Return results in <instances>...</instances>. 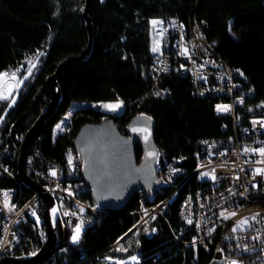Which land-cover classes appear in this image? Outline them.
Here are the masks:
<instances>
[{"label": "trees", "instance_id": "16d2710c", "mask_svg": "<svg viewBox=\"0 0 264 264\" xmlns=\"http://www.w3.org/2000/svg\"><path fill=\"white\" fill-rule=\"evenodd\" d=\"M84 1L45 0L43 26H24L20 30V39L34 45L30 52H41L42 58L38 74L25 82L15 107L7 113L12 135L19 132L25 136L48 104L50 95L45 88V79L61 63L78 57L85 49L87 32L80 10ZM89 17L93 30L92 50L58 74L62 99L35 137L39 138L42 156L48 161L62 160L64 151L74 147L75 136L85 123L111 119L120 133L128 136V123L141 113L151 117L154 123L158 153L167 158L183 157L182 166L187 171L194 167L198 140L217 139L229 133L228 129H222L224 123L229 124V119L214 114L216 100L194 95L188 77L175 73L163 76L159 85L170 95H153L148 73L154 55L149 23L152 19H160L166 24L170 18L178 17L187 27L192 20L202 21V33L207 41L217 42L216 53L229 65L240 69L246 75L247 84L255 89L248 105L264 102V0H90ZM229 27L237 38L231 35ZM22 55L21 52L18 57L21 59ZM117 98L124 104L121 115L84 107L72 113L65 131L54 134L55 125L73 103L116 101ZM260 107L255 114H262L264 105ZM3 112L4 107L0 108V116ZM135 155L140 162L142 149L139 146L135 148ZM201 185L195 175L191 176L179 188L165 220L156 218L129 232L136 221L131 214L139 208L140 195L146 200L150 194L140 188L120 211L106 210L98 225L84 230L79 244H71V233H68V240L63 245L36 264H104V257L116 256L118 237H123L120 243L128 248L129 255L137 254L141 264H212L215 253H219L217 249L226 246L224 238L230 225L215 232L207 249L198 247L181 251L182 245L176 244L174 238L187 241L192 235V229L180 221L178 207L186 194ZM14 186L19 189L14 201H20V191H24L23 202L31 195L9 178L0 177V188ZM257 200L262 201L264 207V197H257ZM63 225L60 221L57 223L60 239ZM145 228L149 229L148 233L144 232ZM151 229L156 231L151 232ZM245 261L246 264H261L264 259L252 256Z\"/></svg>", "mask_w": 264, "mask_h": 264}, {"label": "built area", "instance_id": "2783aa9c", "mask_svg": "<svg viewBox=\"0 0 264 264\" xmlns=\"http://www.w3.org/2000/svg\"><path fill=\"white\" fill-rule=\"evenodd\" d=\"M173 22L175 27L172 26ZM181 25L177 24L176 17L170 18L166 23V31L159 44L160 50L154 52L148 68L151 89L153 92H159V96L166 97L170 93L159 85V80L163 76L175 73L188 77L194 95L216 100L214 114L229 119V124L224 123L222 126V129H228L229 133L217 139L198 140L194 153L195 163L191 171H187L182 166L181 158H163V153H160L155 163V190L148 194L146 200L149 204L146 203L143 195H140L139 208L135 214H131L136 217L134 225L137 228L146 224L153 216L165 220L179 188L187 179L195 175L202 183L201 187L186 194L178 207L180 221L193 231L187 241H180L174 237L176 244L182 245L181 251L188 248L196 250L198 247L206 249L210 237L208 233L210 230L212 233L213 225L216 221H225V227L230 225L231 228L224 238L226 246L219 248L223 250L219 251L220 264H225L228 259H237L239 264H246L245 258L252 256L264 259V214L255 216V219L252 218L253 216L246 217L247 225L238 224V221L245 218L226 220L220 215L221 211H224V214L229 216L232 208L263 206L262 201L257 200V197H264V176L257 175L255 170L264 168V163H258L264 160V157L256 152L246 153L244 148L264 147V127L260 125L253 127L251 123L253 119L264 118V110L262 114H255L254 111H260L261 107L248 105L249 100L254 97L255 89L247 84L246 75L241 70L237 72V68L225 63L224 57L214 54L216 45L208 42L205 33H202V21H195V38H192V41L181 39L183 37ZM181 46L189 50V55L180 54ZM206 61L215 63H206ZM201 64H204L203 68L199 67ZM181 65L184 67L181 68ZM241 72L243 75L240 74ZM26 81L27 79H24L17 89L18 93ZM241 98L243 103L239 102ZM16 101L17 98L13 101L14 107ZM217 104H229L232 107L228 112H218L215 108ZM7 113V111L3 112L1 115L3 120L0 121V177H7L15 183L18 179L19 146L24 135L17 132L14 138H6L7 125H12ZM11 141H18V148H11ZM205 141L207 143H204ZM69 155L72 156L73 161L71 166L68 164ZM8 158H15V166H8ZM83 168L84 159L78 151L69 152L68 147L61 161L51 162L41 157L39 138L33 139L27 149L24 169L30 178L42 186V191L37 192L33 189L28 191L31 195L23 202L24 191H20V201H13V191L18 189L15 186L0 188V191H8L9 203L15 205L11 211H8L3 205L4 198L0 195V245H3L0 247V261L8 256L28 255L44 244L47 231L44 223L43 194L53 195L58 205L60 222L71 220L74 224L77 217H65L63 212L76 211L80 215L77 207L79 204L85 209L80 215L85 221L84 230L98 225L97 216L102 215V207L94 201L85 200V192L90 190V187L82 177ZM172 168L178 171L172 172ZM50 169L57 171L55 177L50 174ZM213 171L217 177L215 181L211 178ZM201 173H209V175L202 177ZM68 188L74 193L72 197L64 191ZM33 211L40 217L38 226H36V217L31 215ZM189 219L192 221L191 224L187 222ZM64 224L68 233H71V226ZM234 227L235 232H233ZM41 232L44 234L43 237ZM245 245L248 251H243ZM167 251L169 252L170 249Z\"/></svg>", "mask_w": 264, "mask_h": 264}, {"label": "water", "instance_id": "95a60500", "mask_svg": "<svg viewBox=\"0 0 264 264\" xmlns=\"http://www.w3.org/2000/svg\"><path fill=\"white\" fill-rule=\"evenodd\" d=\"M89 5L90 0H85L82 11L87 32L86 47L78 57L64 61L45 79V88L50 95L48 104L26 131L19 146L17 177L23 185L37 192L42 191V186L30 178L24 169L27 149L62 99L58 74L65 66L88 56L92 50L93 30L89 17ZM147 117L146 115L134 117L127 125L128 136L121 134L111 119H105L100 123H85L75 136L73 146L84 159L82 177L90 187L92 200L104 210L120 211L140 188L148 193L155 190V163L158 156L149 157L147 153L153 149L158 152V149L154 142V123ZM140 126H147L151 132L147 142L143 139V133H134L131 130L133 127ZM136 146L142 149L140 162L135 155ZM42 197L45 203L44 223L47 231L44 244L35 256H8L2 259L0 264H36L68 240V230L64 225L62 238L60 239L57 234V223L60 221L59 210L55 218L56 226L53 227L50 209L53 206L58 207L53 195L43 194ZM217 257L216 254L212 264H220Z\"/></svg>", "mask_w": 264, "mask_h": 264}, {"label": "rangeland", "instance_id": "374dc122", "mask_svg": "<svg viewBox=\"0 0 264 264\" xmlns=\"http://www.w3.org/2000/svg\"><path fill=\"white\" fill-rule=\"evenodd\" d=\"M44 3L45 0H0V72L7 71L11 73L15 71L17 68H19V72L17 73V76L18 78L23 79L24 81V77L27 76V68L29 66V59H30L33 63H36V67L33 69L32 75L28 76L27 80H31L38 73L37 69L39 68L41 63L42 53L39 52L41 53V55H39L37 62L36 53L32 54V52H30V50L34 48V45L32 43L24 42L20 39V30L24 26H31L34 28H39L43 26L42 14H43ZM195 21L197 20L195 19L188 23L190 25L192 22L194 23ZM165 26L166 24L163 22V24L158 27L165 29ZM231 35L234 38H237V36L232 32ZM161 38L162 37L157 34V29H154L153 26L150 24L151 49L157 42H159L160 44ZM21 52L23 54L22 55L23 57L20 59L18 56ZM5 83L6 81L0 80V91L4 89ZM17 93H18L17 89L12 93L14 100L16 98L18 99ZM106 102H115V101L73 103L69 111L57 123L60 124L61 127L57 128L56 127L57 124L55 125L54 134L56 135L58 133L65 131L70 122L72 113L84 107H91L93 109H97L107 114L121 115V113L124 110V104H122L117 111L109 112L100 106L102 103H106ZM9 104H11L12 106L9 107L8 106ZM93 105L96 106L94 107ZM2 107H4V112L6 111L8 112L11 108L14 107L13 99L10 98L7 100H0V108ZM68 113H71V115L70 116L67 115ZM66 116L67 119H65ZM253 209L254 208H250V207L244 210L240 209L238 211L240 213L238 217L247 216L253 213L254 212ZM153 220L154 219H151V221ZM128 256H129L128 252H117L116 256L113 257L114 258L113 260H105L104 259L105 257L102 260L103 262H105L104 264H114L115 259H124L127 261V264H140L139 257H138V262H133L127 260ZM261 264H264V262H262Z\"/></svg>", "mask_w": 264, "mask_h": 264}, {"label": "snow or ice", "instance_id": "6c2138e0", "mask_svg": "<svg viewBox=\"0 0 264 264\" xmlns=\"http://www.w3.org/2000/svg\"><path fill=\"white\" fill-rule=\"evenodd\" d=\"M81 11H83V8L80 9ZM54 15H56V13H54ZM149 23L153 26L154 29H157V34L159 36H163L166 29H163V28H160L158 26L162 25L163 24V21L160 20V19H152L149 21ZM172 26L175 27V23L173 22L172 23ZM181 27H183L181 25ZM229 32H231V27H229ZM181 39H183V37H181ZM215 43V41L213 42ZM160 50L159 48V42H157L153 47H152V51L153 52H158ZM181 55H189V50L187 48H184L183 46H181ZM39 55H41V53L37 52L36 53V56H37V62H38V58H39ZM194 62V61H193ZM206 63H215L214 61H206ZM36 67V63H33L30 59H29V66L27 68V76L24 77V79H27L28 76H31L32 73H33V69ZM184 65H181V68H183ZM200 68H203L204 67V64H201L199 65ZM165 71L167 70L166 68L164 69ZM237 72H240V69H236ZM19 72V68H17L15 71L9 73L7 71L5 72H0V80H4L6 81L5 83V87L2 91H0V100H7V99H13L14 101V97L12 96V93L16 90V89H19L21 84L23 83V79H20L18 78L17 76V73ZM241 75H243V73L241 72L240 73ZM231 90V89H229ZM251 91V90H250ZM202 94V93H201ZM153 95H156V96H159L160 93L159 92H154ZM240 103H243V100L242 98L239 100ZM123 104V101L119 100V98L116 99L115 102H106V103H102L100 106L103 107L104 109H106L107 111L109 112H115L117 111L121 105ZM261 105H264V102H261ZM261 105H257V107H260ZM9 107H11L12 105L9 104L8 105ZM94 107L96 105H93ZM231 105L229 104H217L215 105V108L218 112H228L231 110ZM249 111H251V109H249ZM67 115H71V113H68ZM141 116H144L143 113L140 114ZM65 119H67V116L65 117ZM147 119H151V117H147ZM3 120V117L0 116V121ZM252 125L253 127H255L256 125H260L261 127H264V118H261L259 120L257 119H253L252 120ZM57 128H60L61 125L60 124H57L56 125ZM134 133L135 132H140V133H143V139L145 142L148 141L150 135H151V132L150 130L148 129L147 126H140V127H133L131 129ZM204 143H207L206 141ZM244 151L247 153V152H256L258 153L261 157H264V147H257V148H250V147H245L244 148ZM147 155L149 157H156L159 155V153L153 149L152 151L148 152ZM223 155V154H222ZM181 159H183V157H181ZM72 156L69 155L68 156V164L69 166L72 165ZM258 163H264V160L262 161H258ZM199 167V165H198ZM5 171H7V169H5ZM172 172H176L178 171L177 169L175 168H172L171 169ZM256 174L257 175H261V176H264V168H256ZM50 174L55 177L57 175V171L55 169H50ZM209 173H201V176L202 177H206L208 176ZM212 180L215 181L217 179V177L215 176L214 174V171H213V174H212ZM255 186V185H254ZM57 187H59V185H57ZM64 191L67 192L68 196L69 197H72L74 195L73 191L71 190V188H68V189H64ZM0 195L3 196V205L4 207L8 210V211H11L15 205H10L9 203V193L8 191H0ZM109 195H111V193H109ZM241 195H243V193H241ZM26 207H28L26 205ZM78 209H79V214L82 215L85 211L84 207L82 205H77ZM95 210V209H94ZM58 212V207L57 206H53L51 207L50 209V213L53 217V227L56 226L55 224V218H56V214ZM145 214H146V210H145ZM32 216L36 217V226H38L40 224V217L37 215V213L35 211H33L31 213ZM63 215L65 217H77V221L73 224L71 220L67 221V222H63L62 223H67L68 225L71 226V235L69 236V240L71 242V244L73 245H76V244H79L80 241H81V238H82V235H83V232H84V228H85V221L84 219L80 218V215H78V213L76 211H67L65 210L63 212ZM221 217H223L224 219H229L230 216H234L235 213H231L229 216H226L224 214V211H221L220 213ZM259 213L256 214V216H258ZM253 219H255V216L252 217ZM143 219V217L141 218ZM152 219H155V217L153 216ZM189 224L192 223V221L189 219L187 221ZM146 223V222H145ZM248 223V220L247 218L241 220V221H238V224L239 225H247ZM136 228V225H133L132 228H130L128 231L129 232H132L133 229ZM156 229H151V232H155ZM236 231V228L234 227L233 228V232ZM144 232L145 233H148L149 232V229L148 228H145L144 229ZM209 235L211 234V230L209 231L208 233ZM43 232H41V236L43 237ZM125 236L127 235V233L124 234ZM123 239V237H118L117 240H116V244L118 245V247L115 249L116 251L118 252H127L128 251V248L127 247H124L120 242L121 240ZM137 245L139 246L140 244V241L137 240L136 241ZM3 245H0V247H2ZM239 247V246H238ZM248 247L247 245L244 246L243 248V251H248ZM37 250H34L32 252H29L28 255L30 256H35L37 254ZM217 251H223L222 249H217ZM105 260H113L114 258L111 257V256H106L104 258ZM127 260H130V261H133V262H138V256L137 255H129ZM114 264H127V261L124 260V259H115L114 260ZM225 264H239L238 260L237 259H228L226 260Z\"/></svg>", "mask_w": 264, "mask_h": 264}, {"label": "bare ground", "instance_id": "6f19581e", "mask_svg": "<svg viewBox=\"0 0 264 264\" xmlns=\"http://www.w3.org/2000/svg\"><path fill=\"white\" fill-rule=\"evenodd\" d=\"M176 21H177V24H182V26H183L182 27V30H183V40H185V41H192V38H195V22L194 23L192 22L191 23L192 25L190 24L191 26L189 25V27H187L185 25V23H183L181 21L180 18L176 17ZM202 28H203V25H202ZM208 42H210L212 45H217V42L216 41H215V43H213L214 41H208ZM214 54H217L216 51H215V47H214ZM218 56L221 57L220 55H218ZM225 63L227 65H229L226 60H225ZM11 130H12V125H10V126L7 125V128H6V138H14V135L11 134ZM16 143L18 144V141H11V148H18V146H17ZM69 152H77V150L74 147H69ZM40 155L43 158L41 150H40ZM8 166H15V158H8ZM15 185L17 187H19V188H24L25 190H28V191H31L32 190L31 188L23 185L19 181V179L15 180ZM15 193H16V191H13V201H14ZM88 196L90 198H88ZM85 200L86 201H93L92 198H91V191L90 190H86V192H85ZM249 207L250 208H254L253 209V211H254L253 213L250 212L251 214H249L247 216H243V217H240L239 216L238 217V215H240V213L238 212L240 209H243L244 210V209H247ZM105 211L106 210H104L102 208V215H104L103 213H105ZM231 213H235V215L234 216H230V218H246V217H252V216H256L257 213H259V215L264 214V207L263 206H256V205L242 206V207H238V208H232L230 210V214ZM102 215H98L97 216V224H99ZM224 225H225V221H216V224L213 225V231L210 234L209 241H207V243H206V248L210 244V242L212 241V238H213L215 232L218 231L219 229H222L224 227ZM216 254L219 256V253H215V255ZM215 255H214L213 260L215 259Z\"/></svg>", "mask_w": 264, "mask_h": 264}, {"label": "crops", "instance_id": "0c3cea01", "mask_svg": "<svg viewBox=\"0 0 264 264\" xmlns=\"http://www.w3.org/2000/svg\"><path fill=\"white\" fill-rule=\"evenodd\" d=\"M153 52V51H152Z\"/></svg>", "mask_w": 264, "mask_h": 264}]
</instances>
